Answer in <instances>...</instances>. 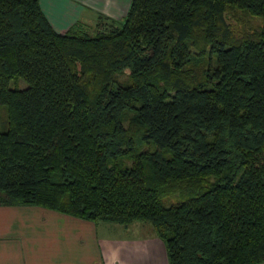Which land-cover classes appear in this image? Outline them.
Masks as SVG:
<instances>
[{
    "label": "trees",
    "instance_id": "obj_1",
    "mask_svg": "<svg viewBox=\"0 0 264 264\" xmlns=\"http://www.w3.org/2000/svg\"><path fill=\"white\" fill-rule=\"evenodd\" d=\"M111 22L60 33L0 0V205L150 223L169 264H264V0Z\"/></svg>",
    "mask_w": 264,
    "mask_h": 264
},
{
    "label": "crops",
    "instance_id": "obj_2",
    "mask_svg": "<svg viewBox=\"0 0 264 264\" xmlns=\"http://www.w3.org/2000/svg\"><path fill=\"white\" fill-rule=\"evenodd\" d=\"M130 3L40 0L60 33L85 13H93L90 20L121 21ZM151 225L94 223L42 207L0 205V264H169L166 246Z\"/></svg>",
    "mask_w": 264,
    "mask_h": 264
},
{
    "label": "rangeland",
    "instance_id": "obj_3",
    "mask_svg": "<svg viewBox=\"0 0 264 264\" xmlns=\"http://www.w3.org/2000/svg\"><path fill=\"white\" fill-rule=\"evenodd\" d=\"M88 14H93V13L92 12L91 13H87V14L85 13L84 16H83L82 21H80V22H83L86 25H92V26H94V28L99 22H104L106 25H112L113 24L111 22V20L105 19L103 17H101V18L100 17H96L95 19H91L90 20L89 16H92V15L87 16ZM232 25H233V27H234V29L236 31H239V30H242L244 27L251 28V26H252V28H259V27L262 26V21L259 20V19H254L252 21V25H249V22H235V21H233ZM21 87L25 88L26 87V83L22 81L21 82ZM128 117H132V116L128 115ZM109 223H111V222H109ZM144 223H146V222H144ZM147 224L151 225L150 223H147ZM130 233H132V232H130Z\"/></svg>",
    "mask_w": 264,
    "mask_h": 264
}]
</instances>
